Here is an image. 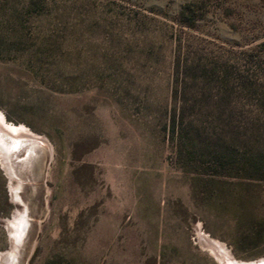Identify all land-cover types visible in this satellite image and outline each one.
Returning a JSON list of instances; mask_svg holds the SVG:
<instances>
[{
    "label": "rangeland",
    "instance_id": "1",
    "mask_svg": "<svg viewBox=\"0 0 264 264\" xmlns=\"http://www.w3.org/2000/svg\"><path fill=\"white\" fill-rule=\"evenodd\" d=\"M94 1L147 25L119 27L116 75L92 32L87 78L59 88L25 65L60 35L58 11L49 2L18 16L0 0V264L264 260V177L185 167L144 121L177 103L174 55H199L233 69L229 88L201 103L219 115L221 139L237 156H264V0ZM191 1L193 23L179 21ZM122 93L141 100L132 107Z\"/></svg>",
    "mask_w": 264,
    "mask_h": 264
},
{
    "label": "trees",
    "instance_id": "2",
    "mask_svg": "<svg viewBox=\"0 0 264 264\" xmlns=\"http://www.w3.org/2000/svg\"><path fill=\"white\" fill-rule=\"evenodd\" d=\"M49 2L58 11L56 29L60 35L49 43L43 42L40 53L42 57L36 62L29 60L25 65L42 82L52 83L51 85L59 88L87 78L79 72L84 71L85 60L91 54L88 51L92 32L96 33L98 30L96 39L97 47L102 50L100 56L108 60L110 73L116 75L122 57L119 46L123 43L119 27L125 24L140 30L147 25L142 16L136 20L133 17L127 18L125 12L121 15L120 8H114L110 12L108 9L113 7L107 2L97 3L94 0H13L10 8L12 14L19 16L33 9L43 11ZM194 2L180 5L175 14L179 21L193 23L191 18L194 17ZM68 13L72 14L73 20ZM71 27L75 29L70 30ZM53 54L57 57L50 59ZM183 55L180 57L179 52L174 55L172 66L176 84L171 90V96L178 99L177 103L170 106L158 103L151 109L150 116H144V121L151 123V126L157 124L161 127V136H166L171 142L173 160L185 167L196 170L201 167L207 173L245 169L249 175L264 177V156L235 155L237 153L232 140L224 141L220 137L225 129L216 122L219 115L212 108L204 110L201 106L217 86L229 88L227 82L232 77L233 69L214 60L201 65L194 59L199 55L190 57L188 52ZM59 58H63L62 61ZM100 78L101 76L98 79ZM115 97L120 101H127L132 107L141 100L140 96L124 93ZM51 262L53 261L49 259L44 264Z\"/></svg>",
    "mask_w": 264,
    "mask_h": 264
},
{
    "label": "water",
    "instance_id": "3",
    "mask_svg": "<svg viewBox=\"0 0 264 264\" xmlns=\"http://www.w3.org/2000/svg\"><path fill=\"white\" fill-rule=\"evenodd\" d=\"M237 264H264V260H258V261H236L233 260Z\"/></svg>",
    "mask_w": 264,
    "mask_h": 264
},
{
    "label": "bare ground",
    "instance_id": "4",
    "mask_svg": "<svg viewBox=\"0 0 264 264\" xmlns=\"http://www.w3.org/2000/svg\"><path fill=\"white\" fill-rule=\"evenodd\" d=\"M10 130V129H9ZM13 132H14V130H13Z\"/></svg>",
    "mask_w": 264,
    "mask_h": 264
}]
</instances>
